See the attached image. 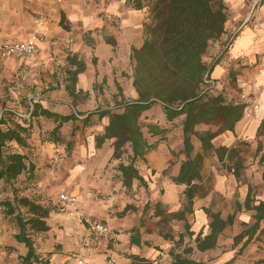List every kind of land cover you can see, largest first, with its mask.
<instances>
[{"label": "crops", "instance_id": "1", "mask_svg": "<svg viewBox=\"0 0 264 264\" xmlns=\"http://www.w3.org/2000/svg\"><path fill=\"white\" fill-rule=\"evenodd\" d=\"M81 2L82 0H0V46L24 42L35 32L39 33V53L27 59L38 65L36 70L39 72L36 83L30 87L36 90L39 85L47 83L46 76L54 82L48 85L45 92H56L63 87L66 97L53 101V107L57 109L54 113L59 115H68L72 113L69 109L89 105L92 98H95L97 104L100 97L110 98V104L108 99L104 101L109 107H94V111L112 108L122 101L138 99L130 64L134 50L140 49L146 40L149 9L145 7V0H105L108 11L93 10L95 15L90 11L84 16V23L91 21L90 30L100 33L102 37L101 42L95 43L92 49L94 54L89 55L87 60L81 59L80 53H71L69 48L64 47L78 35L68 26V15L77 11L70 5ZM92 2L93 0H87L84 8H88ZM99 2L100 0H95V3ZM225 2L231 16L221 40L228 36L229 30L235 33L227 57L214 68L209 83L215 93L226 88L231 94L241 97L243 102V97L249 96L258 108L250 110V116L244 115L235 125L233 132H227L213 140L215 148H226L231 151V156H224L222 161L215 154L207 157L201 180L203 183L207 182L204 193L198 194L194 199L192 214L187 215L185 220L171 224L173 239H165L159 235V229L156 227L158 218L147 219L143 223L142 214L138 220L131 221L130 227L123 231L125 239L112 240L107 245L108 250L116 257V264H130L131 256H140L153 263L171 264L173 254H182L201 264H245L243 259L253 254L252 257L258 260L252 264H264V234L259 231L244 249L242 247L246 238L240 242L236 241L247 226L255 223L256 211L244 207L246 198L250 195L255 204L264 202V92L261 91V86H264V80L261 79L264 75L261 71V66L264 65V0L257 16L258 23L254 17V0ZM60 3L65 6L61 7ZM138 3L143 4V7H137ZM39 15L43 16V20L42 25L37 27L35 20ZM108 15H112L114 23L119 22L122 29L119 30L115 24L107 21ZM96 21H99V24H96ZM109 31L111 35L104 38V33ZM81 39L83 40V37ZM215 52L218 51L215 49ZM61 58L63 64H57ZM27 60L16 57L2 58L0 55V85L7 82L15 84L12 88L24 85L21 73L26 69L32 70L31 66L25 63ZM74 66L78 68L80 75L85 76L82 81L84 87L79 95L74 92L75 84L81 83L77 79V73L72 71ZM42 67L53 70L50 73L40 72ZM89 67L92 69L91 78L86 74ZM231 69L237 72L236 80L232 83L228 78ZM33 98L36 99L35 96ZM164 120L163 117L160 124ZM177 134L180 138L181 126ZM157 140L151 139L150 143L153 144ZM174 140L173 135L169 136L166 142L159 143L157 148L148 154L157 162L166 160L169 155L172 156L169 147L175 149L173 142L178 143ZM197 146L199 147L198 144ZM168 163L175 168L172 160H168ZM172 184L175 187L162 188L154 202L168 212H178L184 208L186 189L181 192L178 190L181 185L173 181ZM177 204L181 205L179 210L171 211ZM132 211L135 213L139 209ZM210 214L218 215L222 221L232 218V222L219 234L214 249L200 251L196 239L210 235V225L213 221ZM113 219L118 228L124 222L125 216L118 213ZM104 222L107 225L109 223L107 220ZM67 223L71 226L73 221L68 219ZM80 223L83 228H88L82 221ZM186 224L191 227L192 237L186 234ZM262 228L264 221L261 223ZM134 229H139L140 232L139 246L131 244ZM114 231L117 236L121 235V231L116 228ZM180 236H183V242L177 244Z\"/></svg>", "mask_w": 264, "mask_h": 264}, {"label": "clouds", "instance_id": "2", "mask_svg": "<svg viewBox=\"0 0 264 264\" xmlns=\"http://www.w3.org/2000/svg\"><path fill=\"white\" fill-rule=\"evenodd\" d=\"M86 3L87 0H82L80 4L70 5L77 11L68 15V26L78 35L64 45L71 53H80L85 60L94 54L92 49L102 37L90 30L92 22L84 23V16L90 11L95 15L93 10L108 11L105 0L99 3L93 0L85 9ZM60 6L65 5L60 3ZM110 35L111 31L106 32L104 38ZM25 63L32 69L21 73L25 84L8 88L0 97L3 101L0 118L7 121L0 124V131H19L16 125L29 129L27 133L19 131L24 146L12 138L6 140L5 147L0 150V264H116V257L107 245L112 240L126 238L123 231L130 227L131 221L139 219L144 206L154 202L162 188L175 187L172 181L187 157L177 153L178 161L169 155L166 160L157 162L146 149L137 154L131 139L111 133L110 115L103 119L99 115L92 116L91 126L82 127L76 135L66 136L62 141L51 136L60 121L49 122L40 116L33 130L30 125L34 122L29 120V114L35 105L41 104L56 112L53 101L66 97V93L63 87L56 92H45L54 82L47 76V83L33 91L30 86L39 76L38 65L31 60ZM57 64L62 65L63 58ZM52 70L49 67L39 69L45 73ZM72 71L81 81L74 86L75 94L79 95L85 76L79 74L76 66ZM261 71L264 72V65ZM86 74L92 77L91 67ZM261 79L264 80V75ZM261 91L264 92V86ZM33 96L36 99L33 100ZM106 99L110 104V98L104 96L98 104L92 98L87 106L69 109L77 116L76 124L88 120L94 107H109L104 103ZM81 112L84 115L81 116ZM10 156L25 158L24 167L16 173L9 172L13 164ZM168 160L175 163V168ZM186 188L187 185H181L178 190L183 192ZM128 205H134L139 211L134 213L128 209L126 212ZM180 206L177 204L171 211L179 210ZM118 213H123L125 220L117 228L113 217ZM68 219L73 221L71 226ZM105 220L109 222L107 226L102 223ZM81 221H86L89 227L83 228ZM114 228L121 231L120 236ZM17 236L22 239L17 240ZM30 251L31 256L28 255Z\"/></svg>", "mask_w": 264, "mask_h": 264}, {"label": "trees", "instance_id": "3", "mask_svg": "<svg viewBox=\"0 0 264 264\" xmlns=\"http://www.w3.org/2000/svg\"><path fill=\"white\" fill-rule=\"evenodd\" d=\"M145 2V7L149 9V24L145 29L146 40L140 49L133 52L136 61L133 85L138 93V99L131 102L122 101L114 108L96 110L80 125L76 124L77 116L73 112L59 115L41 104L35 105L29 120L34 122L30 125L33 130L38 126L35 121H38L40 116L52 122L60 121L59 127L53 129L51 136L56 141H62L66 136L76 135L82 127L91 126L94 123L92 116L99 115V118L103 119L105 115H110L111 133L120 135L124 139H131L137 154L145 149L149 152L157 148L159 143L166 142L180 120L179 142H181L177 151L171 147L169 150L177 161L179 155L187 157L180 164L179 174L173 179L177 185H187L186 203L182 210L168 212L155 202H149L144 206L142 221L144 223L147 219L158 218L156 227L159 229V235L172 240L171 224L174 221L185 220L187 215L193 213L194 199L204 189L196 184V181L203 178L204 161L211 154L217 155L220 161L224 156H231V151L228 149L215 148L213 140L222 134L233 132L235 125L244 117L248 106L238 95L230 97L226 88L221 93L214 94L213 88L206 86L214 68L227 57L231 45L230 42L229 46L221 50L218 57L210 64L204 60L210 47L220 41L225 34V26L231 16L225 0H145ZM137 7H143V4L138 3ZM236 76L237 72L231 69L228 76L231 83L236 80ZM155 108H159L163 113L164 123L151 122L144 129L141 124L143 116ZM6 122L5 119L0 118V124ZM201 125L216 126L217 130L212 131L209 128L200 132L198 127ZM16 128L25 133L29 131L21 125H16ZM61 128L64 132L60 131ZM19 131H0V150L5 147L4 142L12 138L24 146ZM155 138L158 140L153 144L150 143V140ZM9 159L13 161L9 169L10 173H16L24 167L25 158L10 156ZM253 202L249 195L244 207L256 211L255 223L247 226L236 238L237 242L246 238L243 249L259 231L264 234V228L261 229V223L264 221V202L259 204ZM128 209L136 210L133 206H127L125 211L127 212ZM210 216L213 220L210 225V235L196 239L200 251L214 249L219 234L232 222V218L222 221L218 215L210 214ZM185 229L187 236L192 237L191 227L186 224ZM132 233L131 244L139 246L141 244L138 239L139 229H134ZM16 239L22 238L17 236ZM182 242L183 236H180L177 244ZM32 254L30 251L28 255ZM173 256L171 264H201L182 254H173ZM130 264L154 263L140 256H131Z\"/></svg>", "mask_w": 264, "mask_h": 264}, {"label": "rangeland", "instance_id": "4", "mask_svg": "<svg viewBox=\"0 0 264 264\" xmlns=\"http://www.w3.org/2000/svg\"><path fill=\"white\" fill-rule=\"evenodd\" d=\"M234 31H228L227 32V34H228V36L224 39V40H220V41H218V42H215L211 47H210V51H208V53H207V55L204 57V60L206 61V63L207 64H210L215 58H217L218 57V55L221 53V50H223L224 48H226L227 46H229V44H230V42L232 41V37L234 36ZM219 46H220V50H218V48H219ZM215 49L218 51V52H215ZM130 68H131V70H132V73H133V77L135 78V70H136V61L134 60V58H133V54H132V62H131V64H130ZM210 79H211V77H210ZM5 86H7V87H5ZM15 86V84L14 83H10V82H7L6 84H1L0 85V97H2L3 96V94L5 93V92H7L8 91V88H12V87H14ZM206 86L207 87H211V84L210 83H207L206 84ZM213 88V87H212ZM33 91H35V88H31ZM214 94H219V93H221V91H219L218 93H215L214 91H212ZM228 93H229V96L230 97H232V96H234V94L232 93L231 94V91H227ZM16 99L17 100H20V98L19 97H16ZM32 99H34L33 97H32ZM131 100V99H130ZM132 101V100H131ZM3 101L2 100H0V103H2ZM20 103L21 104H23V101H20ZM5 107H7L6 105H5ZM115 107V106H114ZM114 107H112V108H114ZM163 113L161 112V110L159 109V108H155L154 110H152L151 112H148V113H146L144 116H143V118H142V120H141V124H142V126L144 127V129H145V127L147 126V124H149V123H160L161 121H162V119H163ZM162 123H164V122H162ZM179 126H181V123H177L176 124V127H175V129H174V132L171 134V135H173L174 136V141H178V143H176V142H173L174 143V148H175V150L174 151H177L178 149H177V146H179L178 144H179V135L177 134V132H178V130H179ZM211 129L212 131H216L217 130V127L216 126H212V127H210V126H206V125H201V126H199L198 127V130L200 131V132H204V131H206L207 129ZM170 135V136H171ZM177 135H178V137H177ZM177 139V140H176ZM176 143V144H175ZM205 162V161H204ZM203 179V178H202ZM198 182V185H200V186H202V187H204V189H205V187H206V183L207 182H205V183H203V182H201V180L200 181H196V183ZM204 189H203V191L201 192H199V195H202L203 193H204ZM186 203V202H185ZM133 207H135L134 205H133ZM136 208V207H135ZM253 255V254H252ZM252 255L250 254L247 258H244L243 260H244V263L245 264H252V262H254V261H256V260H258L257 258L255 259V257H252ZM252 257V258H251ZM156 263V262H155ZM154 263V264H155ZM156 264H158V263H156Z\"/></svg>", "mask_w": 264, "mask_h": 264}, {"label": "built area", "instance_id": "5", "mask_svg": "<svg viewBox=\"0 0 264 264\" xmlns=\"http://www.w3.org/2000/svg\"><path fill=\"white\" fill-rule=\"evenodd\" d=\"M263 4V0H254V13H255V20L258 23V13L261 9V6ZM107 21L112 22L113 24L116 25V27L120 30L122 29L121 24L117 21L113 20L112 15L107 16ZM42 20L43 16L39 15L36 20L35 24L37 27L42 25ZM39 33L35 32L33 35H31L26 41L24 42H17V43H6L2 46H0V55L2 58H10V57H16L19 59H30L31 57L37 55L39 53V46L37 44V38H38ZM55 45V42H53ZM26 45V46H25ZM244 103L247 104L248 108L245 112L246 116H250L251 112L253 110H256L258 108L257 105H254L251 101V98L249 96H244L243 97ZM252 110V111H250ZM30 115V114H29ZM85 225H88L86 221H82ZM105 226H107L105 223H103ZM156 264V263H155Z\"/></svg>", "mask_w": 264, "mask_h": 264}]
</instances>
